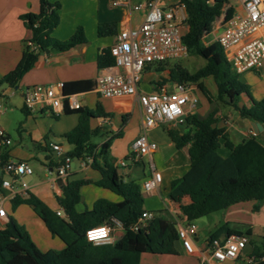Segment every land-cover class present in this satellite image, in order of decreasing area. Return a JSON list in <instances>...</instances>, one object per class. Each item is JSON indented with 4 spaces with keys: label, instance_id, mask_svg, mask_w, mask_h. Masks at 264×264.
<instances>
[{
    "label": "trees",
    "instance_id": "obj_1",
    "mask_svg": "<svg viewBox=\"0 0 264 264\" xmlns=\"http://www.w3.org/2000/svg\"><path fill=\"white\" fill-rule=\"evenodd\" d=\"M39 3V13H29L22 17L29 31L25 50L16 69L0 81V86L17 88L26 73L35 66L39 56L46 51L68 52L87 43L82 28L77 29L67 41L54 39L52 35L60 24L61 5L50 0H39ZM180 4L185 6L188 16V32L184 43L188 47L189 56L202 57L209 52L204 38L222 17L226 2L218 0L209 4L208 0H180ZM114 34V24L99 27L100 36ZM114 63L111 48L102 50L98 56V67L108 68L114 66ZM167 67L168 63L151 64L146 70L164 72ZM207 79L213 80L216 95H212L200 83ZM165 83L188 86L199 83V88L212 107L206 117L194 114L187 118L183 126L167 130L176 148L185 150L191 161L190 171L172 184L174 196L177 189L184 187L190 199L188 204L180 206L182 215L189 223H193L233 205L250 201L256 202L254 211L258 212L264 204V145L259 142L258 136H251L240 144L233 143L227 129L218 126L221 121L218 104L233 108L242 121L260 123L264 127V99L256 101L250 95L249 86L240 80V74L233 70L218 42L212 47V55L206 59V64L197 72L191 73L180 63L175 64L169 68L168 78H163L159 84L162 86ZM82 85L88 89L96 86L92 81L65 84L64 92L69 87ZM243 97L249 98L250 106L244 103ZM96 110L85 107L74 111L80 116V122L64 137L73 147L66 156L73 161L90 159L91 167L101 174V179L95 183L89 180L72 181L63 186L58 203L65 214L64 218L34 195L13 200L14 208L22 204L30 206L47 229L65 243V249L43 252L29 233L10 218L6 226L0 228V264H141L144 254L179 255V228L175 220L160 215L152 220H142L146 210L141 186L135 181H126L111 155L113 142L122 138L123 134H112L104 127L92 129L93 119L113 117L104 112L101 104L97 105ZM64 111L71 113L73 110L66 103ZM123 120L125 125L128 116H123ZM182 127L190 130L183 132ZM102 134L111 137L101 145L92 142L94 137ZM3 141L4 138L0 137L1 168L11 162L8 152L1 149ZM222 141L231 151L227 158L218 152ZM90 184L107 189L122 200L113 203L101 199L91 210L80 213L77 206L82 200V188ZM113 219L121 222L123 229L122 237L115 244L96 245L88 241L87 231L111 223ZM232 235L249 239L252 230L245 225L225 223L210 235L207 242ZM252 256L261 260L264 257L263 249L255 246ZM258 264H264V261Z\"/></svg>",
    "mask_w": 264,
    "mask_h": 264
},
{
    "label": "crops",
    "instance_id": "obj_2",
    "mask_svg": "<svg viewBox=\"0 0 264 264\" xmlns=\"http://www.w3.org/2000/svg\"><path fill=\"white\" fill-rule=\"evenodd\" d=\"M61 5L60 24L53 33V38L58 41H67L72 38L77 29L82 28L85 32L87 43L77 46L68 52H50L42 53L39 56L35 66L23 77L17 88H10L7 85L0 86V131H3L10 145L2 144L1 149L8 152L10 161L22 162L33 169V175L22 177V181L29 184L26 194L23 193L14 178L4 173L0 167V207H4L8 214V221L13 218L22 226L31 236L34 243L43 252L62 251L65 249V243L57 236H54L46 227L44 222L38 217L33 209L26 205L13 206V200L16 197L26 199L29 195H34L43 201L54 212L62 211L58 203V197L62 196L63 186L72 181L89 180L93 183L101 179V174L94 170L90 163L91 160H75L72 162L71 171L68 177L61 178L58 175V168L62 165V159L72 151L73 147L68 144L65 135L74 130L79 122L80 116L73 110L71 113L65 111L61 114L47 112H30L26 109L23 96L25 86L47 85L57 87L59 84L70 85L76 82L92 81L96 85L97 78L108 73H120L121 70L112 67L100 69L98 67V56L104 49L111 48L116 41V36L124 31L138 28L144 22L146 17L145 10H134V5L145 4L149 0H132V3L124 7H114L112 0H50ZM180 0H161V5L167 8L178 3ZM231 3L226 4L222 17L225 23L233 15L234 10H230ZM229 8V9H228ZM227 11V13H225ZM39 0H0V81L13 72L22 59L26 42L29 37V31L22 19L29 13H39ZM226 15V16H225ZM114 24L116 34L99 35L101 25ZM219 34L218 37L221 35ZM247 73H257L262 78V86L255 87L257 97L264 99V67L261 71H251ZM169 69L164 72H157L155 69L145 70L140 84L141 93L158 92L161 90H174V83L159 84L163 78H168ZM200 83H204L203 81ZM199 83L190 86V90L200 99L201 107H198L197 115L206 117L210 112V105L203 95L201 89L197 87ZM86 85L79 87H69L64 94L74 95L77 98L79 108H89L94 110L98 104H101L105 113L112 114L111 118L93 119L91 128H106L110 133L116 134L121 132L123 137L116 139L111 148V155L116 163H122L123 175L126 181H135L138 184L150 175L146 162L154 161L157 170L162 174L161 186L151 192L143 193L145 198V210L153 212L164 218L176 220L182 215L180 206L190 202L186 188L177 189L173 195L172 184L175 180L184 177L191 169V161L185 150H178L170 139L165 125L157 126L145 131L143 111L139 106L137 99L134 97L124 99H104L95 88H86ZM202 98L206 100L207 107L202 105ZM243 101L250 106V100L243 97ZM127 115L128 120L124 125L123 116ZM138 116L141 124L137 128H132V119ZM241 122L243 126H241ZM254 122L242 121H223L218 124L219 127H225L230 135V139L235 144L247 141L251 136H258V140L264 145V130L255 135L251 126L246 124ZM190 128L182 127L183 132H188ZM146 136L149 141L158 144V150L152 156L144 157L139 163L135 164L130 160L135 141L140 136ZM16 137L18 138L16 140ZM110 136L94 137L92 142L101 145ZM95 138H101L100 143ZM58 145L62 152H56L52 146ZM219 154L223 158L229 157L231 151L225 147L222 141ZM128 159L129 162H125ZM142 164L143 166H141ZM11 180L10 187H3V182ZM81 203L77 206L78 212L82 213L91 210L98 200L104 199L113 203L120 202L122 199L115 193L98 187L95 184L86 185L81 191ZM146 196L148 199H146ZM119 197V198H118ZM256 202L250 201L240 203L229 207L223 212V221L216 227L219 228L225 223L235 225H245L247 229L252 230V236L264 237L259 235L264 231V204L258 212L254 211ZM4 228V227H3ZM212 234V233H211ZM123 235V229L118 228L113 233V244H115ZM200 240L199 230L196 237V244ZM208 238L206 239L207 243ZM206 243L197 247L204 248ZM250 247V244H249ZM177 249L179 255L174 257L183 258L174 264H200V259L196 255H188L178 243ZM142 256L141 264L144 263L145 257ZM155 256V255H153ZM155 256V257H168ZM264 261V257L261 259ZM152 262V260H149ZM160 264V260H156ZM228 264H246L241 259Z\"/></svg>",
    "mask_w": 264,
    "mask_h": 264
},
{
    "label": "built area",
    "instance_id": "obj_3",
    "mask_svg": "<svg viewBox=\"0 0 264 264\" xmlns=\"http://www.w3.org/2000/svg\"><path fill=\"white\" fill-rule=\"evenodd\" d=\"M226 4L234 2L233 15L224 25L217 42L224 50L233 70L243 75L247 72L261 71L264 67V0H223ZM132 0H112L114 7H124ZM134 10H145L146 17L138 28L124 30L116 36L111 54L115 60L114 68L120 73L101 75L96 81V91L104 99H124L134 97L143 111L144 129L148 131L160 125L169 129L183 126L189 116L197 113L200 99L185 84H175L174 90H161L141 93L140 84L143 73L151 64L167 63L189 56L184 37L188 32L186 24L187 11L180 1L167 8L162 7L161 0H149L145 4L133 6ZM64 85L57 87L47 85L25 86L23 96L25 107L30 112H47L61 114L65 105L71 110L79 109L76 96H66ZM0 137L3 143L11 144L3 131ZM56 152H62L58 145L52 146ZM158 150V144L140 136L134 144L130 160L139 163L144 157L152 156ZM73 160L65 156L58 168L61 178L68 177ZM126 166L122 163V167ZM150 175L140 185L142 193L158 189L162 184V174L157 170L153 160L148 163ZM4 173L13 177L24 194L29 184L22 181L23 176L33 175V169L25 163L11 161L4 168ZM3 187H10L11 180L3 182ZM57 214L62 216V211ZM155 213L146 211L142 220H152ZM8 214L0 207V228L6 226ZM179 228L180 243L188 255H197L200 264H228L243 259L246 264H258L262 260L248 257L246 251L249 239L245 236L232 235L215 239L199 249L196 244L198 227L189 223L181 215L176 220ZM122 228V223L113 219L111 223L93 228L86 233L89 242L96 245L111 244L113 233ZM137 229V228H136Z\"/></svg>",
    "mask_w": 264,
    "mask_h": 264
},
{
    "label": "rangeland",
    "instance_id": "obj_4",
    "mask_svg": "<svg viewBox=\"0 0 264 264\" xmlns=\"http://www.w3.org/2000/svg\"><path fill=\"white\" fill-rule=\"evenodd\" d=\"M215 2H218V0H208L209 4H214ZM231 9L235 10V6L232 3L230 6V10ZM227 11L228 10H226L225 13H227ZM224 18L221 19L220 21H217L213 25L212 30H210L204 38V43L207 46V48H209V52L205 53V55L202 57L187 56V57L182 58V59L168 61L167 62L168 63L167 69L173 67L175 64L180 63L182 66L187 68L191 73H195L201 67H203L206 64V59L212 55V47H215V45L217 43V36L219 34H221V31H222L221 25L224 23ZM263 76H264V74H262V77ZM240 80L243 83H245L247 86H249L250 95L256 101H260V100H257L259 98L257 97V93L255 90V87L262 86L260 84L262 82L261 81L262 78L260 77V75L257 73H254V74L253 73H250V74L245 73L243 75H240ZM203 82H204L203 87H205V89L210 91L212 95H216V88H215V84H214L213 80L207 79V80H204ZM197 87H199V85H197ZM202 105L205 108L207 107V103H206V100L204 98H202ZM199 106L201 107V104ZM218 107L220 109V113H219L220 120H223V121H231V120L237 121V120H239V118H240L239 114L233 108L225 106L221 103L218 104ZM210 108H212V107H210ZM94 110L97 111L96 108H94ZM140 122H141L140 118L136 115L132 119L131 127L132 128L139 127L141 124ZM17 139L18 138L16 137V140ZM95 139H96L97 143H100L102 141L101 138H95ZM127 161L129 162L128 159L125 160V162H127ZM119 165H120V163H118V166ZM140 165L143 166L142 164H140ZM146 166L148 167L147 162H146ZM119 169L122 173L123 167H120ZM119 199H121V198H119ZM146 199H148L147 196H146ZM222 221H223V212L222 211L217 212V213H213L209 216L203 217V218L195 221V224L198 227L199 234H200V240L197 242V245L199 247H202L206 243V239L210 237L211 233L215 232L217 225L219 223H221ZM262 233H264L263 230L260 231L258 234L263 235ZM255 246L261 247L263 249V253H264V237H261V238H259L258 236L254 237L252 242H250V247H248V250L246 251V255L248 257H252V251L254 250ZM149 260H152V262ZM156 260H160V261L162 260L160 264H174L176 261L183 260V258H180V257L178 258V257H174V256L155 257L153 255H148L147 257H145L143 264H157ZM193 264H195V263H193Z\"/></svg>",
    "mask_w": 264,
    "mask_h": 264
},
{
    "label": "water",
    "instance_id": "obj_5",
    "mask_svg": "<svg viewBox=\"0 0 264 264\" xmlns=\"http://www.w3.org/2000/svg\"><path fill=\"white\" fill-rule=\"evenodd\" d=\"M46 54H49V51L45 52ZM241 126H243V123L241 122ZM247 127L251 126V130L254 132L255 135H258L260 132L264 130V127L260 123H251V124H246ZM83 200V198H82Z\"/></svg>",
    "mask_w": 264,
    "mask_h": 264
}]
</instances>
